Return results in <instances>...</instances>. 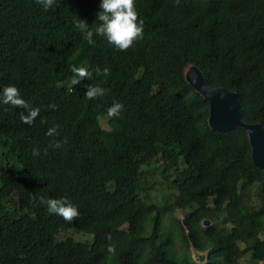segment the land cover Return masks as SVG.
I'll return each instance as SVG.
<instances>
[{"label":"trees","instance_id":"obj_1","mask_svg":"<svg viewBox=\"0 0 264 264\" xmlns=\"http://www.w3.org/2000/svg\"><path fill=\"white\" fill-rule=\"evenodd\" d=\"M135 3L143 37L120 51L75 27L95 32L101 0H0V88L40 109L28 125L0 103V264H264V166L243 127L210 128L209 102L184 76L197 66L264 128V0ZM73 65L93 78L73 86ZM104 67L107 78L95 74ZM92 84L108 94L88 100ZM115 102L124 110L104 129ZM54 125L59 136H46ZM156 174L169 194L156 193ZM40 197H67L79 218L50 214ZM69 229L91 239L58 238Z\"/></svg>","mask_w":264,"mask_h":264},{"label":"clouds","instance_id":"obj_2","mask_svg":"<svg viewBox=\"0 0 264 264\" xmlns=\"http://www.w3.org/2000/svg\"><path fill=\"white\" fill-rule=\"evenodd\" d=\"M36 3L47 10L56 4V0H36ZM100 8L101 11L98 13V21L100 23L95 28V32L90 29L89 25L84 20L76 19L74 22L75 27L80 30L84 39H86L89 44H94V35H98L105 38L107 43L114 46L116 49L127 51L136 41L142 39L145 22L139 17L135 0H101ZM71 71L73 73V79L71 80L73 86L85 79L93 78V72L83 66L78 67L73 65ZM95 74L107 78L110 75V70L108 67H104L103 69L97 68ZM107 94V89L99 84H92L87 86L85 97L88 100H95L103 98ZM0 103L24 109V111L20 113V119L23 123L28 125H32L40 114V109L32 107L25 99H23L20 90L14 85L0 88ZM49 107L55 109L57 106L53 104ZM123 110L124 105L115 102L107 108V117H120ZM59 128V125L49 127L46 136H59ZM50 147L59 148L61 147V142L56 141L51 144ZM46 153L47 149H45V154ZM32 154L34 156H39L40 149L34 148ZM40 203L46 205L47 211L50 214L62 217L67 223H72L80 216L78 206L71 202L67 197L52 199L40 197ZM107 251L110 254H115V245H109Z\"/></svg>","mask_w":264,"mask_h":264},{"label":"water","instance_id":"obj_3","mask_svg":"<svg viewBox=\"0 0 264 264\" xmlns=\"http://www.w3.org/2000/svg\"><path fill=\"white\" fill-rule=\"evenodd\" d=\"M184 76L187 82L209 102L208 124L214 130H229L236 126L243 127L248 134L251 146V158L255 165L264 166V128L261 123H245L240 117V111L236 99V93L223 87H211L195 65L185 68ZM198 75L199 81L190 76V73ZM222 92L231 99L229 105L224 99H220L217 93ZM204 255H200V261Z\"/></svg>","mask_w":264,"mask_h":264},{"label":"rangeland","instance_id":"obj_4","mask_svg":"<svg viewBox=\"0 0 264 264\" xmlns=\"http://www.w3.org/2000/svg\"><path fill=\"white\" fill-rule=\"evenodd\" d=\"M100 125L102 128L104 129H109V121H108V117L107 116H103V117H100ZM154 179L157 181V191L156 193L158 195H163L164 194H169V188L167 187L166 183L164 181H162V177L159 175V174H156L154 176ZM175 216L178 218V219H182L183 218V211L181 210H176L175 212ZM170 222V219L168 217L164 218V221H163V228L166 229V227L168 226ZM126 227V226H125ZM65 237H71L73 239H76V240H81V241H85V240H89L91 239V236L90 234H83L81 232H78V231H74V230H67L63 233H60L58 235V238H65ZM244 245L243 244H239V247H243ZM204 260L202 261H199V263H203ZM240 262L242 264H249V256L248 254L244 255L243 257L240 258ZM109 264H114L113 262H109Z\"/></svg>","mask_w":264,"mask_h":264},{"label":"bare ground","instance_id":"obj_5","mask_svg":"<svg viewBox=\"0 0 264 264\" xmlns=\"http://www.w3.org/2000/svg\"><path fill=\"white\" fill-rule=\"evenodd\" d=\"M195 73V72H194ZM194 73H190V76L194 77V79L199 81L198 75L194 74ZM217 95L219 96V98L222 100L224 99L229 105H231V99L229 97H227L226 95H224L222 92L217 93Z\"/></svg>","mask_w":264,"mask_h":264}]
</instances>
